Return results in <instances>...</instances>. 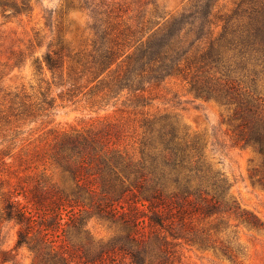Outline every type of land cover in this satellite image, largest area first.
<instances>
[{"label": "trees", "instance_id": "obj_1", "mask_svg": "<svg viewBox=\"0 0 264 264\" xmlns=\"http://www.w3.org/2000/svg\"><path fill=\"white\" fill-rule=\"evenodd\" d=\"M68 2L89 17L87 52L65 53L63 41L54 43L53 30L43 28L8 60L20 66L31 58L68 96L83 93L92 105H118L140 118L132 125L108 115L35 137L56 105L50 87L35 97L0 87L1 261L25 249L31 264H181L184 245L235 260L242 254L239 223L264 232V222L241 209L201 137L175 115L145 108L153 90L184 81L197 97L227 109L234 144L253 149L258 164L251 172L264 181V0H239L221 14L214 13L216 0H193L172 15L157 0ZM0 8L8 17L33 6L0 0ZM43 18L51 28L50 12ZM47 169L60 172L61 185ZM88 215L115 234L93 237ZM8 224L16 227L11 247L2 240Z\"/></svg>", "mask_w": 264, "mask_h": 264}, {"label": "rangeland", "instance_id": "obj_2", "mask_svg": "<svg viewBox=\"0 0 264 264\" xmlns=\"http://www.w3.org/2000/svg\"><path fill=\"white\" fill-rule=\"evenodd\" d=\"M4 1L11 2V0ZM68 1L32 0L33 9L30 12L8 17L2 15L0 8V64L4 69L0 87L5 91H19L32 97L39 96L40 90L50 87V91L56 97V105L51 109L49 117L43 118L44 124L36 131L35 137L45 135L44 132L50 128L64 130L97 123L108 115L111 118L128 120L132 125L137 124L140 116L122 112L117 109L118 105L115 107L111 104L105 107L92 105L83 93L74 97L68 96L66 90L60 87L57 81H52L51 72L47 68L42 73L37 72L31 58L20 66H13L12 60H8L12 51L25 47L34 30L43 28L48 33H50L49 29L53 30L54 43L59 38L63 41L65 53L74 55L87 52L91 48L93 38L89 27V17L78 7L67 8ZM192 1L157 0L170 15L183 11ZM238 1L216 0L214 13L230 12ZM11 11L9 4L6 6L5 13L8 14ZM45 11L52 15L51 28H45L43 18ZM44 50L45 47L36 55H41ZM44 80H48L49 84ZM151 97V102L145 110L150 114H173L192 135L201 137L205 153L213 167L223 172L230 182V191L241 209L264 222V181H259V174L251 172V168L258 164V159L252 148L234 144L230 127L225 121L227 109L214 100L197 97L180 79H171L162 84L152 91ZM42 167L43 165H40V169ZM45 173L52 174L54 181L61 185L62 178L59 171L47 169ZM25 174L27 172L21 175ZM233 222L239 221L233 220ZM88 228L93 237L98 239L107 240L115 234L113 228L97 216L88 215ZM236 229L239 236L238 246L242 254L235 260L212 250L184 245V257L181 264H264V232L249 229L241 223ZM3 231L2 240L6 241L5 247L13 246L16 239V227L8 224ZM0 264H31V255L27 250L22 249L15 260L2 262L0 259Z\"/></svg>", "mask_w": 264, "mask_h": 264}]
</instances>
